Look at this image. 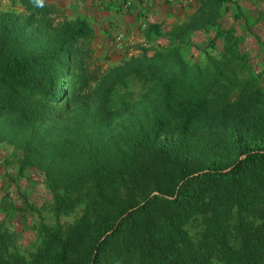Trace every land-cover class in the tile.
Masks as SVG:
<instances>
[{
	"label": "trees",
	"instance_id": "trees-1",
	"mask_svg": "<svg viewBox=\"0 0 264 264\" xmlns=\"http://www.w3.org/2000/svg\"><path fill=\"white\" fill-rule=\"evenodd\" d=\"M19 1L24 22L0 19V141L44 176L55 220L22 250L0 216V264H264V90L219 102V76L173 46L98 75L85 15L49 32L50 5ZM133 80L157 88L139 123Z\"/></svg>",
	"mask_w": 264,
	"mask_h": 264
},
{
	"label": "rangeland",
	"instance_id": "rangeland-1",
	"mask_svg": "<svg viewBox=\"0 0 264 264\" xmlns=\"http://www.w3.org/2000/svg\"><path fill=\"white\" fill-rule=\"evenodd\" d=\"M108 1L44 0L51 7L46 15L49 32L77 14L88 18L93 28L91 38L86 42L78 39L77 45L88 50L86 66L98 75L130 56H163L173 52V46L175 55L179 52L191 68L219 76L214 88L227 92L219 102L234 100L250 87L264 90V0H225L220 4L208 0H130L127 7L118 0L123 7L118 9ZM27 13L19 0H0V19L11 17L22 23ZM152 23L158 27L151 28ZM117 32H122L123 42L112 50L106 41ZM150 82H132L129 98L142 103L141 111L132 114L136 123L155 105L157 88L153 83L147 86ZM20 155L13 144L0 141V216L13 230L15 243L27 250L35 239L34 225L55 219L44 176L32 167L19 173ZM68 219L60 217L61 221ZM198 227L190 226L192 232ZM214 260L212 264H223Z\"/></svg>",
	"mask_w": 264,
	"mask_h": 264
},
{
	"label": "built area",
	"instance_id": "built-area-1",
	"mask_svg": "<svg viewBox=\"0 0 264 264\" xmlns=\"http://www.w3.org/2000/svg\"><path fill=\"white\" fill-rule=\"evenodd\" d=\"M126 4L129 5L130 4V1H127ZM143 25H144V23H143ZM122 42H123V34H122V32H117V33H115V34L112 35V38L110 40V43L116 49H118L121 46Z\"/></svg>",
	"mask_w": 264,
	"mask_h": 264
},
{
	"label": "clouds",
	"instance_id": "clouds-1",
	"mask_svg": "<svg viewBox=\"0 0 264 264\" xmlns=\"http://www.w3.org/2000/svg\"><path fill=\"white\" fill-rule=\"evenodd\" d=\"M35 2L37 5H40V6H42V4H43V0H35Z\"/></svg>",
	"mask_w": 264,
	"mask_h": 264
}]
</instances>
